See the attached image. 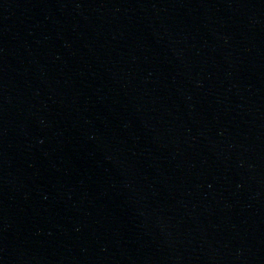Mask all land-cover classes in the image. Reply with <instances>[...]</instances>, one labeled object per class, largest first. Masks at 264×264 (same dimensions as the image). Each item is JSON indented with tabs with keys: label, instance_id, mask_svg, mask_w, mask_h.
Segmentation results:
<instances>
[{
	"label": "water",
	"instance_id": "water-1",
	"mask_svg": "<svg viewBox=\"0 0 264 264\" xmlns=\"http://www.w3.org/2000/svg\"><path fill=\"white\" fill-rule=\"evenodd\" d=\"M71 264H264V0H34Z\"/></svg>",
	"mask_w": 264,
	"mask_h": 264
}]
</instances>
